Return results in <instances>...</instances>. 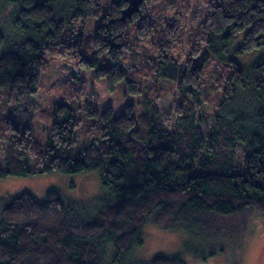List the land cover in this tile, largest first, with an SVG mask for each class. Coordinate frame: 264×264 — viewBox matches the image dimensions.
<instances>
[{"label":"trees","instance_id":"obj_1","mask_svg":"<svg viewBox=\"0 0 264 264\" xmlns=\"http://www.w3.org/2000/svg\"><path fill=\"white\" fill-rule=\"evenodd\" d=\"M129 1L112 0L103 14L101 0H0L11 9V24L0 32V89L11 91V109L0 118V181L97 172L102 189L85 205L56 190L44 200L28 191L4 200L0 264H144L134 253L147 224L192 236L245 214V223L264 220V51L247 68L229 56L240 36L237 56L264 50V0H142L121 20ZM87 18L97 22L83 38L91 57L77 61V70L91 71L111 93L123 85L140 98L118 115L87 104L97 134L75 155L80 119L71 105L53 106L44 145L34 144L33 121L46 56L74 54L63 33ZM102 57L111 65H100ZM215 60L229 73L216 72L208 85L206 65ZM56 81L70 96L82 90L74 70ZM168 89L178 95L170 129L156 108ZM209 93L220 95L210 117L203 106ZM131 141L146 148L145 157ZM148 264L185 261L155 256Z\"/></svg>","mask_w":264,"mask_h":264},{"label":"rangeland","instance_id":"obj_2","mask_svg":"<svg viewBox=\"0 0 264 264\" xmlns=\"http://www.w3.org/2000/svg\"><path fill=\"white\" fill-rule=\"evenodd\" d=\"M111 2L112 0H101L103 14L106 13ZM2 9L3 5L0 4V32L11 24L9 21L11 9L8 7L3 11ZM96 23L94 18H87L66 27L63 39L68 46L73 45L68 48V51H72L74 54L66 57H60L57 54L46 56V67L37 97L38 114L33 121L35 145H44L47 142L51 126L49 114L57 103L71 105L75 109L76 116L80 119V126L77 128L74 138V154L76 155L97 134L96 120L87 114V104L98 112L112 107L118 115L125 110L127 105H136L139 102L140 97L129 94L122 87L123 85H119L115 92L111 93L107 90L104 80L92 78L91 71L77 70V61L85 56L91 57L88 43L84 41L88 39ZM241 41L242 36L233 41L229 56L235 58L240 67L247 68L264 50L263 48L256 49L245 55L237 56L234 49L241 44ZM64 65L67 71L79 72L82 80L78 85L82 90H76L73 96L69 95L72 89L64 88L61 82L56 81L65 73ZM100 65H111V62L106 57H102ZM206 72L208 85L213 83L209 76H214L216 72L219 74L229 73L228 70L220 67L218 60L206 65ZM9 91L8 87L0 89V118L6 116L8 110L11 109L10 102L7 101ZM219 96V94L211 93L206 96L207 103L203 106L209 117L214 110L213 106L219 101ZM156 108L163 125L170 129L174 124L175 112L178 108L176 91L168 89L159 94ZM140 109L141 107L138 108V110ZM5 134L4 126L0 123V165L3 168L5 166H3L1 155H3V145L6 142ZM130 146L137 151L138 155L145 157L147 150L142 144L131 141ZM240 163L241 153L238 150L236 164ZM49 190H56L64 200L79 205H85L102 194L97 172L81 175L51 173L30 177H8L0 181V207L4 200L18 196L24 191L30 192L39 200H44ZM246 216L247 214L233 217L225 225L218 224L212 227L208 233L192 236L183 230L164 231L154 224H147L143 231V244L135 251L134 260L148 264L155 256H179L185 261V264H264V220L254 216L248 218L245 223Z\"/></svg>","mask_w":264,"mask_h":264},{"label":"water","instance_id":"obj_3","mask_svg":"<svg viewBox=\"0 0 264 264\" xmlns=\"http://www.w3.org/2000/svg\"><path fill=\"white\" fill-rule=\"evenodd\" d=\"M142 3V0L135 3L134 1H129L128 7L123 11L121 20H125L126 18H131L132 14L138 11L139 5Z\"/></svg>","mask_w":264,"mask_h":264}]
</instances>
